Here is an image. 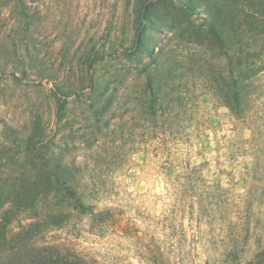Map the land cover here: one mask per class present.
I'll use <instances>...</instances> for the list:
<instances>
[{"label":"rangeland","instance_id":"1","mask_svg":"<svg viewBox=\"0 0 264 264\" xmlns=\"http://www.w3.org/2000/svg\"><path fill=\"white\" fill-rule=\"evenodd\" d=\"M226 2L0 0V179L44 176L45 154L54 171L84 177L94 210L63 229L43 224L39 243L89 264L244 256L247 224L264 213V75L244 90L248 122L214 98L222 86L210 56L176 30L154 60L138 63L145 43L161 47L166 10L188 32ZM143 3L150 11L135 52ZM28 216L12 222L10 237L32 229Z\"/></svg>","mask_w":264,"mask_h":264},{"label":"trees","instance_id":"2","mask_svg":"<svg viewBox=\"0 0 264 264\" xmlns=\"http://www.w3.org/2000/svg\"><path fill=\"white\" fill-rule=\"evenodd\" d=\"M226 3L228 7L224 13L213 11L204 24L191 22L188 32L185 31V23L188 22L183 18L179 23L175 19L173 21V12L166 10L168 22L172 21V24L168 25L170 28L158 41L161 47L151 49V41L145 43L138 63L141 65L145 60H154L171 31L176 30L183 42L194 44L202 50L205 48V55L211 58V69L218 75L222 86L220 94L214 98L241 116L243 111L244 115L248 111L244 108L247 84L264 75V0H227ZM138 5L141 22L133 37L135 52H138L146 35V14L150 11L148 4ZM172 5L176 12L174 3ZM178 6L182 10L177 11L180 15L185 6L181 2ZM191 32L199 38L193 37ZM246 115V121H252L253 116ZM29 155L26 151L25 156ZM43 161L44 176L40 178L31 179L29 175H24L14 184L0 179V240L4 245L0 252V264H89L84 257L68 250L38 242L43 224L51 229H63L70 225L75 214L94 212L92 206L85 203L89 196L85 192L88 186L84 177L74 178L70 171H54L45 154ZM256 171L257 167L250 175L256 174ZM39 208L45 210L42 216L37 214ZM28 213H31L30 216ZM21 215H24L23 221L28 219L27 216L34 221L30 225L32 229H22L10 237L11 224ZM258 221L253 228L247 224L244 256L223 261L222 264H264V213L260 214ZM233 251H236V247Z\"/></svg>","mask_w":264,"mask_h":264}]
</instances>
